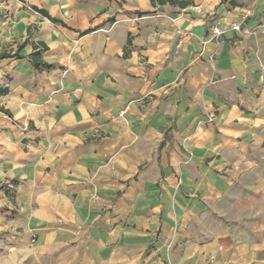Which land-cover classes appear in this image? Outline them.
<instances>
[{"label": "crops", "instance_id": "0c3cea01", "mask_svg": "<svg viewBox=\"0 0 264 264\" xmlns=\"http://www.w3.org/2000/svg\"><path fill=\"white\" fill-rule=\"evenodd\" d=\"M25 41L0 58L9 244L39 234L69 264L264 251V0H0V53Z\"/></svg>", "mask_w": 264, "mask_h": 264}, {"label": "rangeland", "instance_id": "374dc122", "mask_svg": "<svg viewBox=\"0 0 264 264\" xmlns=\"http://www.w3.org/2000/svg\"><path fill=\"white\" fill-rule=\"evenodd\" d=\"M209 225L211 228L216 227L213 221H210ZM3 235L0 234V264H69L71 260L68 244L53 246L51 241H38L39 234H33L25 246L14 248L17 245L9 244L8 239ZM247 264H264V251Z\"/></svg>", "mask_w": 264, "mask_h": 264}, {"label": "trees", "instance_id": "16d2710c", "mask_svg": "<svg viewBox=\"0 0 264 264\" xmlns=\"http://www.w3.org/2000/svg\"><path fill=\"white\" fill-rule=\"evenodd\" d=\"M154 1H156V0H154ZM157 1L160 2V3H165V2L175 3V2H176V0H157ZM32 8H33L34 10H37V11L41 12L42 14H44V15L47 16V17H49L50 19L54 20V19L49 15V13H48L46 10H44V9H42V8H39L38 6H32ZM28 34H29V35L31 34V31H30V30H29ZM26 42H27V41H25V42L22 43V44H19V46H18V50H17L15 53H13V54H11V53H6V52H2V53H0V58H4V57H14V56L21 57L20 49L24 46V44H25ZM33 46H34V48H35V50H36L34 53H32V60H33V64H34V66H35L37 69H40V68H42V67L50 68L51 65L46 64L45 62H43V60H42V58H41V50H46V49L48 48L47 45H46V44H41V46H40V45H38V44H36V43H33ZM0 91H3V90H0ZM0 111H3V112L7 113V114L10 115V116L12 115L11 112H10L9 110H7V109H5V108H3V107L0 108Z\"/></svg>", "mask_w": 264, "mask_h": 264}, {"label": "built area", "instance_id": "2783aa9c", "mask_svg": "<svg viewBox=\"0 0 264 264\" xmlns=\"http://www.w3.org/2000/svg\"><path fill=\"white\" fill-rule=\"evenodd\" d=\"M234 28L235 29H240V27L238 26V25H235L234 26ZM222 34V30L219 28V27H214L213 29H212V32H211V37L213 38V39H217L220 35ZM189 38V35H186L185 37H184V39H188Z\"/></svg>", "mask_w": 264, "mask_h": 264}]
</instances>
